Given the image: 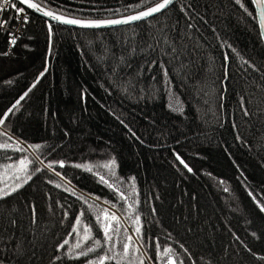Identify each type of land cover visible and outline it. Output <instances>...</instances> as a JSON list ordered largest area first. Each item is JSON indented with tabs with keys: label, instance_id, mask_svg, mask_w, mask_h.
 I'll return each mask as SVG.
<instances>
[{
	"label": "trees",
	"instance_id": "1",
	"mask_svg": "<svg viewBox=\"0 0 264 264\" xmlns=\"http://www.w3.org/2000/svg\"><path fill=\"white\" fill-rule=\"evenodd\" d=\"M34 1L89 21L162 2ZM9 3L0 169L30 161L31 179L0 196V264H161L168 249L175 264H264V46L252 1L179 0L105 30ZM104 206L139 221L132 263L109 250Z\"/></svg>",
	"mask_w": 264,
	"mask_h": 264
},
{
	"label": "rangeland",
	"instance_id": "2",
	"mask_svg": "<svg viewBox=\"0 0 264 264\" xmlns=\"http://www.w3.org/2000/svg\"><path fill=\"white\" fill-rule=\"evenodd\" d=\"M22 166L18 163L14 167H5L4 169H0V196L3 195V192L11 191L13 187L17 184H22L25 180V176L18 171ZM111 176L112 173H111ZM19 177V179H17ZM103 210H108L109 213H115L116 217L119 219L117 223L116 220H107L102 215ZM98 214L101 215V226L102 230L105 225L111 224L112 229H118V231H109V235L112 236V240L108 241V247L113 257L117 258L119 261L125 262H133L137 259L142 253L140 245L138 243V232L136 231L139 228L137 219L130 215L129 219L117 212L114 208L110 206H104L98 211ZM104 232V231H103ZM127 237H131V240H127ZM107 239V238H106ZM125 242L128 244L127 252H125ZM71 247H75V245H71ZM68 249V250H69ZM84 250V249H83ZM161 264H175L173 254L169 253L167 256L163 254L161 256ZM88 264H95L90 262Z\"/></svg>",
	"mask_w": 264,
	"mask_h": 264
},
{
	"label": "snow or ice",
	"instance_id": "3",
	"mask_svg": "<svg viewBox=\"0 0 264 264\" xmlns=\"http://www.w3.org/2000/svg\"><path fill=\"white\" fill-rule=\"evenodd\" d=\"M20 2L23 3V4H26L28 8L40 10V6L38 4L32 2V0H20ZM238 2H239V0H238ZM257 2H258L259 6L261 8V16H262V18H264V0H257ZM170 3H172V0H162V2L155 3L154 6L147 8V10L142 11V12H140L137 15L130 16V17H128L125 20H111V21H107V23H109V24H121V23H129L130 21L140 20V19L152 16L154 13L160 12L161 10L167 8ZM18 11L19 12H23L24 10L23 9H19ZM44 14L47 15V16H52V18L56 19V20H62L63 19L61 16L55 15L52 12H45ZM63 22L67 23V24H80L81 23V21H78V20H75V19H63ZM84 26H86V27H100L101 23L100 22H92V23H89V24H85ZM9 43L12 44V45H15L16 39L15 38L10 39ZM25 95H27V93H25ZM21 99H23V97H21ZM17 103H19V101ZM2 122H3V119L0 118V123H2ZM4 147H7V145H4ZM35 147H39V146H35ZM28 163H31V162L30 161H26V160H20L19 161V164L22 167L20 169H18V171H20L25 176L24 182H27L28 179H31V176H30V174H28V171H27ZM112 163L114 164L115 162L113 161ZM60 166L61 167L64 166L62 162H61ZM49 167H51V165H49ZM185 167H187V165H185ZM90 170L91 169H89V171ZM190 170L191 169H189V171ZM57 175H59V173H57ZM17 179H19V177H17ZM100 179L103 180L104 177H100ZM21 186H22L21 184H17L15 187L12 188V191H16L17 188H19ZM7 195H10V192H7V191L3 192V196H7ZM121 195L123 196V193H121ZM0 198H2V197H0ZM92 207H93L92 205H89V208H92ZM129 207H131V205ZM262 210H264V208H262ZM81 215H83V213H81ZM102 215L107 220H116L117 223L119 222V219L116 217L115 213H109L108 210H103ZM96 220L98 222L101 221V215L100 214H98L96 216ZM136 222L137 223L139 222L138 219H137ZM80 223H81L80 220L77 219L76 220V225H79ZM110 230H112L114 232L118 231V229H112L110 223L105 225L103 231H104V236L107 238L108 241L112 240V236L109 235V231ZM73 231H78V229L74 228ZM90 231L91 230L89 228H87V226H85V235L82 238L85 242L91 238L90 237ZM136 231L139 232V228H137ZM127 240H131V237H127ZM67 243H68V241L65 240L64 244H67ZM94 243L96 245H100V240L96 239V240H94ZM63 246L64 245L62 244L60 247H63ZM75 247L79 248V247H81V244L78 242L75 245ZM124 247H125V252H127V248H128L127 242H125V246ZM94 250L95 249L92 248V247L88 248V251H94ZM171 251H172V249H168L164 254L167 256ZM81 255H87V252H82ZM173 264H174V262H173Z\"/></svg>",
	"mask_w": 264,
	"mask_h": 264
},
{
	"label": "water",
	"instance_id": "4",
	"mask_svg": "<svg viewBox=\"0 0 264 264\" xmlns=\"http://www.w3.org/2000/svg\"><path fill=\"white\" fill-rule=\"evenodd\" d=\"M13 1H15L18 4H20L23 8L27 9L31 13H33V14H35L37 16H40L41 18H43V19H45L48 22L53 23V24L67 26V27L76 28V29H84V30H105V29H114V28H121V27L131 26V25L139 24V23L145 22L147 20H150V19H152L154 17H157V16L161 15L162 13L166 12L168 9H170L172 6H174L179 0H172V3H170L167 8L161 10L158 13H154L152 16H149V17H146V18H143V19H140V20H136V21H130L129 23H121V24H109V23H107V21H111V20H125L128 17H130V16H134V15L139 14L140 12L136 13V14H133V15H130V16L117 18V19L89 21V20H82V19L72 18V17H69V16H65V15L56 13V12L50 10V9H47V8L41 6L40 4L35 2L34 0H32V2L38 4L40 6V10L28 8L27 5L21 3L20 0H13ZM251 1H252V4H253V7H254V11H255V15H256V19H257V24H258L261 40H262V43H263V46H264V18H262V16H261V8H260L257 0H251ZM45 12H52L55 15L61 16L63 19H75V20L81 21V23L80 24H67V23L63 22V19L62 20H56V19H53L52 16L45 15L44 14ZM92 22H100L101 26L100 27H86V26H84L85 24H89V23H92Z\"/></svg>",
	"mask_w": 264,
	"mask_h": 264
},
{
	"label": "built area",
	"instance_id": "5",
	"mask_svg": "<svg viewBox=\"0 0 264 264\" xmlns=\"http://www.w3.org/2000/svg\"><path fill=\"white\" fill-rule=\"evenodd\" d=\"M9 5H10L9 0H0V9H1V7L8 8ZM18 34H19V30H15L14 35L18 36Z\"/></svg>",
	"mask_w": 264,
	"mask_h": 264
}]
</instances>
